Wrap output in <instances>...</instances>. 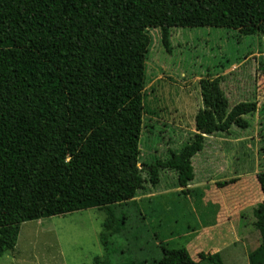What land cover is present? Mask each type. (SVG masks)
I'll list each match as a JSON object with an SVG mask.
<instances>
[{"label":"trees","instance_id":"16d2710c","mask_svg":"<svg viewBox=\"0 0 264 264\" xmlns=\"http://www.w3.org/2000/svg\"><path fill=\"white\" fill-rule=\"evenodd\" d=\"M154 27L167 51L171 28H224L264 41V0H0V259L24 223L121 206L146 192L138 165L145 32ZM256 112V103H241L227 121ZM196 123L180 153L146 168L153 188L167 171L189 192L192 160L214 130L204 116ZM255 179L260 244L248 264H264V172ZM161 252L156 264H199L184 248ZM198 258L223 264L219 254Z\"/></svg>","mask_w":264,"mask_h":264},{"label":"rangeland","instance_id":"374dc122","mask_svg":"<svg viewBox=\"0 0 264 264\" xmlns=\"http://www.w3.org/2000/svg\"><path fill=\"white\" fill-rule=\"evenodd\" d=\"M145 33L138 167L145 166L146 192L121 206L24 223L0 264H156L162 248H184L199 264H210L201 253L248 264L260 244L254 212L262 202L255 175L264 172V41L224 28H171L167 51L159 27ZM241 103H256L257 112L228 122ZM200 116L214 130L192 160L190 192L182 194L167 171L153 188L146 168L180 153L198 133ZM230 180L236 182L216 188Z\"/></svg>","mask_w":264,"mask_h":264},{"label":"crops","instance_id":"0c3cea01","mask_svg":"<svg viewBox=\"0 0 264 264\" xmlns=\"http://www.w3.org/2000/svg\"><path fill=\"white\" fill-rule=\"evenodd\" d=\"M190 188H191V187L189 186V187H188V190H190ZM189 192H190V191H189Z\"/></svg>","mask_w":264,"mask_h":264}]
</instances>
